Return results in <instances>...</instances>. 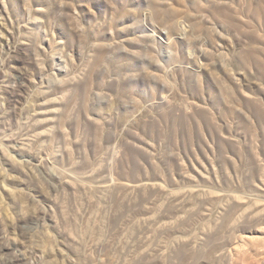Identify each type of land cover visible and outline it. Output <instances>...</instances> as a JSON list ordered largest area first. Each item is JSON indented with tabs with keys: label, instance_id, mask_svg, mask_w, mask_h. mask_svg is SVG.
I'll use <instances>...</instances> for the list:
<instances>
[{
	"label": "rangeland",
	"instance_id": "1",
	"mask_svg": "<svg viewBox=\"0 0 264 264\" xmlns=\"http://www.w3.org/2000/svg\"><path fill=\"white\" fill-rule=\"evenodd\" d=\"M0 264H264V0H0Z\"/></svg>",
	"mask_w": 264,
	"mask_h": 264
}]
</instances>
